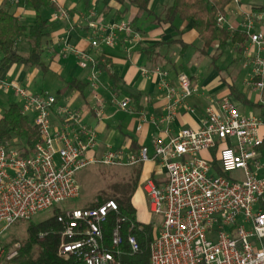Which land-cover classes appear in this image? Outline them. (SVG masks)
Returning <instances> with one entry per match:
<instances>
[{
  "label": "built area",
  "instance_id": "obj_1",
  "mask_svg": "<svg viewBox=\"0 0 264 264\" xmlns=\"http://www.w3.org/2000/svg\"><path fill=\"white\" fill-rule=\"evenodd\" d=\"M59 15L69 18L64 10ZM217 21L223 26L225 18L221 15ZM88 27L94 32L91 46L98 50L113 48L118 34L132 32L127 22L105 25L91 21ZM249 36L256 47L253 86L263 92L264 34ZM92 79L97 81L98 75L93 74ZM0 86L15 90L22 113L33 115L41 139L28 156L0 146V264H13L18 250L7 252L3 232L17 222H30L42 212L78 199V174L82 170L97 164L136 167L150 159L147 149L138 154L111 151L99 159L90 157L97 147V137L84 127L79 111L57 105L54 95L34 94L16 83L0 82ZM179 86L177 103L194 93L191 79L185 74L180 75ZM130 103L125 98L120 107L127 109ZM170 111L169 120L175 116L174 108ZM53 113L60 118L61 126H54ZM96 115L102 118L103 113L98 110ZM262 125L259 119L243 116L231 101L223 99L206 109L202 127L185 129L167 142H154L155 156L166 170L167 181L158 186L148 179L144 184L150 213L162 218L151 239L150 264H264ZM218 147L222 174L215 170L213 159L200 157ZM229 174H240L241 178L230 179ZM111 213H119L114 200L59 215L58 222L63 225L59 256L67 260L74 257L82 264H121V221L109 246L102 229ZM127 245L132 255L140 252L134 235L127 238Z\"/></svg>",
  "mask_w": 264,
  "mask_h": 264
},
{
  "label": "crops",
  "instance_id": "obj_2",
  "mask_svg": "<svg viewBox=\"0 0 264 264\" xmlns=\"http://www.w3.org/2000/svg\"><path fill=\"white\" fill-rule=\"evenodd\" d=\"M174 2L149 0L152 14L148 15L116 0H91L88 8L83 0H56L41 13L50 22L43 54L47 71L16 64L0 67V82L16 83L34 94L54 95L57 105L79 111L84 127L97 137V147L90 157L99 159L111 151L138 154L147 149L150 160L137 167L139 193L132 199L135 209L141 196L149 205L144 191L148 179L158 186L167 181L166 170L155 156L154 142H167L185 129L202 127L208 107L228 99L243 116L262 122L259 134L264 138V91L253 86L256 47L249 36L264 34V0H232L224 14L217 16L225 18L219 27L245 34L247 40L230 43L224 49L215 42L206 52L193 22L179 17L173 23L165 21ZM1 8L14 13L28 28L36 24V12L25 0H0ZM61 10L67 12L68 19L60 17ZM91 21L105 25L127 22L132 32L118 34L113 48L94 49V32L88 27ZM27 35L17 39L22 55L31 51ZM3 57L0 50V61ZM95 73L97 81L92 79ZM182 74L191 79L194 93L177 103ZM125 98L131 103L122 109L120 103ZM12 103L22 104L13 88L7 91L0 86V121ZM173 108L175 116L169 120ZM98 110L102 118L97 117ZM52 122L61 126L55 113ZM218 149L203 152L200 157L213 159L220 173ZM260 157L264 163V143Z\"/></svg>",
  "mask_w": 264,
  "mask_h": 264
},
{
  "label": "trees",
  "instance_id": "obj_3",
  "mask_svg": "<svg viewBox=\"0 0 264 264\" xmlns=\"http://www.w3.org/2000/svg\"><path fill=\"white\" fill-rule=\"evenodd\" d=\"M83 1L88 8L91 0ZM116 1L135 6L142 13L152 14L148 10L149 0ZM231 2L232 0H175L174 5L167 11L165 21L173 23L174 19L179 17L183 21L193 22L203 42L204 52L215 42H218L220 48L224 49L230 43L240 44L247 40V35L239 32L231 33L218 25L217 16L224 14L225 8ZM50 3L51 0H25V4L36 12V24L30 28L22 25L20 19L8 9H0V50L4 55L0 61V67L16 64L47 71L43 54L50 22L45 20L41 13ZM25 33L28 34L27 38L31 46L28 55L20 54L16 45L17 39ZM40 141V133L34 123V117L24 115L21 106L12 103L0 121V146L19 150L23 156H28L35 151ZM220 174L222 173L220 172ZM119 193L121 194L122 191L120 190ZM120 194L114 197L119 213H111L106 224L102 227L105 243L110 245L113 231L117 227L118 221H121L123 244L121 246L122 254L119 256L120 263L150 264L153 226L138 222L137 211L131 198ZM105 202L107 201L101 199L98 204L88 209L96 208ZM58 216L59 214L39 224H30L28 238L19 249L18 256L14 259L15 264H82L74 257L67 260L59 256L63 225L58 222ZM130 235H134L138 240L140 246L138 254L130 253L127 245V238ZM5 248L7 251L10 249L9 246H5Z\"/></svg>",
  "mask_w": 264,
  "mask_h": 264
},
{
  "label": "rangeland",
  "instance_id": "obj_4",
  "mask_svg": "<svg viewBox=\"0 0 264 264\" xmlns=\"http://www.w3.org/2000/svg\"><path fill=\"white\" fill-rule=\"evenodd\" d=\"M137 167H139V165L136 166V168L106 167L98 164L88 166L78 174V182L81 186V195L78 199L68 201L48 211L42 212L31 222H17V225H12L3 232L2 243L4 246H9L10 248L7 252L11 253L15 250L19 252V249L28 238V228L31 223L39 224L55 217L57 214L61 215L66 211L91 208L95 204H98L101 199L107 202L114 200V197L120 194V190L124 197L131 198L132 200L133 197L139 193V190L137 191L139 183ZM233 177L241 178V175H228L230 179ZM136 206L138 222L142 221L152 224L151 239L154 238L156 229L159 228L162 223V218L153 216L150 213V207L146 199L142 196ZM212 239L214 241L216 240L215 235L212 236ZM13 264H15L14 261Z\"/></svg>",
  "mask_w": 264,
  "mask_h": 264
}]
</instances>
